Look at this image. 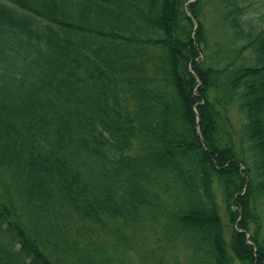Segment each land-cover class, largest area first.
<instances>
[{"label": "trees", "instance_id": "1", "mask_svg": "<svg viewBox=\"0 0 264 264\" xmlns=\"http://www.w3.org/2000/svg\"><path fill=\"white\" fill-rule=\"evenodd\" d=\"M250 9L0 0V264H132L107 231L120 220L142 242L160 224L194 264H264V26Z\"/></svg>", "mask_w": 264, "mask_h": 264}, {"label": "rangeland", "instance_id": "2", "mask_svg": "<svg viewBox=\"0 0 264 264\" xmlns=\"http://www.w3.org/2000/svg\"><path fill=\"white\" fill-rule=\"evenodd\" d=\"M250 4V10L255 16L256 22L260 24L261 27H263L264 21H260L259 17L264 14V0H250ZM207 28L210 41L213 42L219 34V28L216 25V14L210 6L208 7ZM229 115L233 124L235 125L236 130L239 131L240 116L236 106H232L230 108ZM144 145V142L142 145L140 139H136L132 152H141L142 148H144ZM217 193L221 203V216L225 222V225L227 226L226 236L228 238L230 234V226L225 214V206L222 202L221 191L219 188L217 189ZM151 228L145 231L148 237L146 242H142L139 239L140 235H133V233H131L130 230H128V228L124 225L122 220H120L115 225H111V230L107 229V231L110 233L119 232L120 235L122 234L127 236V242L124 244L130 250V255L133 257L132 260L130 259L132 264H194L193 257L189 249L185 247L181 240H169L168 236L164 233L166 230H163L160 224H156L154 229ZM102 231H106V228H104ZM121 239L123 242L125 241L123 238ZM236 263L240 264L237 261Z\"/></svg>", "mask_w": 264, "mask_h": 264}]
</instances>
